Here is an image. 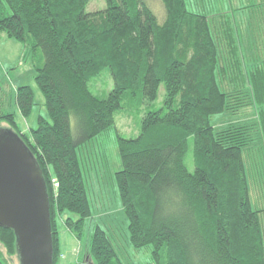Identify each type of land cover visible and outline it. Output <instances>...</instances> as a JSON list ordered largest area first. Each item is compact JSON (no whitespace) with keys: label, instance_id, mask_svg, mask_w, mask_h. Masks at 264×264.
I'll return each instance as SVG.
<instances>
[{"label":"trees","instance_id":"16d2710c","mask_svg":"<svg viewBox=\"0 0 264 264\" xmlns=\"http://www.w3.org/2000/svg\"><path fill=\"white\" fill-rule=\"evenodd\" d=\"M90 2L0 0V32L23 43L24 58L42 53L35 82L48 116L19 135L47 184L54 264L63 224L82 238L94 214L79 149L113 127L124 104L154 102L162 86V107L148 111L140 133L117 134L122 169L115 179L131 245L152 247L154 264H264V209L253 206L244 155L256 139L240 128L222 135L212 121L246 105L254 88L262 134L252 152L259 165L264 60L249 69L232 23L221 24V35L188 0H105L104 9L88 11ZM106 73L113 89L101 98L91 84ZM34 99L31 86L17 88L23 116L31 115ZM3 118L14 128V114ZM191 139L194 172L186 165ZM0 240L18 256L13 230L0 227ZM114 240L97 225L84 264H124Z\"/></svg>","mask_w":264,"mask_h":264},{"label":"rangeland","instance_id":"374dc122","mask_svg":"<svg viewBox=\"0 0 264 264\" xmlns=\"http://www.w3.org/2000/svg\"><path fill=\"white\" fill-rule=\"evenodd\" d=\"M188 2L190 9L207 14L210 21L213 24L216 23L215 27L219 29L221 35L223 34L221 24L224 26L227 19L232 23L235 28V35L238 38V44L245 51L243 57L249 69L260 63V60H264V0H188ZM105 7V0H91L88 11H97ZM23 52L24 45L18 40L4 39L0 43V66L5 61L8 67H12L11 65L20 59L22 61H19L21 66L26 64L23 69L20 68V65L17 67L18 72L13 74L12 82L7 80L9 72H4L1 75L0 101L4 98L2 103L8 104L10 102L9 84L13 88L20 85L31 86L35 93L33 111L28 117L21 114L22 123L16 122L13 128L11 123L5 121L4 118L0 120V129H12L18 134L23 133L24 130L26 132L28 127L36 128L39 116H48L44 105V96L35 82V67L38 62L37 59L42 58V53L39 56L30 54V56L24 58ZM224 80L222 86L230 93L233 91L230 88L233 87H228L226 83L228 81ZM91 89L94 94L106 98L113 89L111 76L108 73L104 74L102 78L91 84ZM248 93L250 98L246 105L228 108L227 111L214 115L212 121L217 131L222 135L229 130L239 128L242 132H250L256 139L252 151L257 154L258 146L261 145L260 137L262 134L259 110L255 102L254 88L249 86ZM164 95L165 89L162 86L159 96L154 102L139 106L124 104V107L116 112L115 125L79 149V154L84 159L83 168L86 187L94 214L92 218L88 219L82 238L72 233L63 224L60 229L62 253L60 254L59 264H84V257L90 250L92 234L97 225L110 230L115 238L116 249L124 264H154L152 247L138 249L130 243L128 220L122 209L119 189L115 179V173L122 169L117 134L127 138L137 136L141 130L142 120L148 111L162 107ZM2 103L0 102V105ZM252 151L250 152L247 149L244 151V155L250 171L252 203L254 208L261 210L264 209V178L258 174L264 166V155L261 153L257 158L260 162L258 165V163H254L253 156L256 154ZM186 165L190 172H194L192 139L190 140ZM70 214L67 213L65 217L71 216ZM72 215L76 218L75 214ZM260 216L264 229V211L261 212ZM0 254L6 264H20L17 254L10 253L1 240Z\"/></svg>","mask_w":264,"mask_h":264},{"label":"water","instance_id":"95a60500","mask_svg":"<svg viewBox=\"0 0 264 264\" xmlns=\"http://www.w3.org/2000/svg\"><path fill=\"white\" fill-rule=\"evenodd\" d=\"M0 227L16 235L20 264H54L50 200L43 172L12 129H0Z\"/></svg>","mask_w":264,"mask_h":264},{"label":"crops","instance_id":"0c3cea01","mask_svg":"<svg viewBox=\"0 0 264 264\" xmlns=\"http://www.w3.org/2000/svg\"><path fill=\"white\" fill-rule=\"evenodd\" d=\"M4 39H8L9 40L10 38H8L5 34H3L2 32H0V43ZM10 40H15V39H10ZM21 44L23 45V43H21ZM0 60H1V58H0ZM19 61H21V59ZM19 61H16L15 63H13V65H11L12 67H10V66L8 67L7 64L5 63V61H3L1 63V66H0V71H1L0 78H2L1 75L4 72H9V74L7 76V80H8V82H12V76H13V74L14 73H17L18 72L17 67L19 65L21 66V64H19ZM25 65L23 66V64H22V66L20 68L23 69V67H25ZM20 86H24V85H20ZM18 87L19 86H15L13 88L12 85L9 84L8 91H9V95H10V102L8 104L7 103H2V102H4V98H3L2 101H0L2 103L0 105V114H4V113L14 114L16 121L22 123L23 122V118H22L21 113L19 111V108H18V106L16 104V90H17ZM30 128H32V126L31 127H28V129H30ZM22 132H25V130L22 131Z\"/></svg>","mask_w":264,"mask_h":264}]
</instances>
